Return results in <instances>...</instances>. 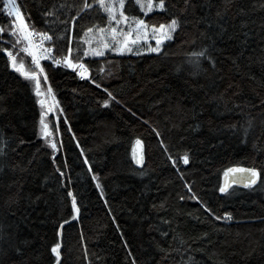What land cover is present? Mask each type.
<instances>
[{
	"label": "trees",
	"instance_id": "obj_1",
	"mask_svg": "<svg viewBox=\"0 0 264 264\" xmlns=\"http://www.w3.org/2000/svg\"><path fill=\"white\" fill-rule=\"evenodd\" d=\"M73 2L56 0L57 6ZM202 2L210 6L198 8L197 15L207 14L209 19L225 7V0ZM240 3L248 7L251 0H235L228 10L227 31L216 40L213 52L215 72L191 75L187 65L176 71L186 51L209 43L200 39L194 46L185 43L193 35L192 25L166 42L161 53L106 55L117 65L111 76L105 58L85 57L91 65L89 75L100 88L91 79L79 81L61 68L46 69L49 79L45 83L41 76V81L52 88L59 110L54 153L38 135L41 110L30 82L9 67L7 56L0 52V107L4 109L0 135L14 149L7 163L19 165L15 171L5 167L0 172V226L8 234L0 241V261L53 264L50 247L60 241L61 264H264V183L232 187L230 194L218 191L227 168L264 169V11L235 15ZM3 4L0 0V9ZM17 4L25 21L36 23L38 29H63V25L38 22L42 0H17ZM62 11L75 14L74 9ZM12 19L0 11V24ZM241 21L246 28H241ZM72 23L79 25L70 33L75 45L77 32L90 21ZM205 27L199 25L201 30ZM208 31L213 34L218 29ZM242 32L249 33L246 45L241 44ZM0 36L15 39L7 32ZM79 43L83 45L82 40ZM65 47L66 39L56 40L54 54ZM241 51L237 69L226 57H237ZM20 55L30 63L25 53ZM105 87L120 103L102 106ZM249 117L254 122L245 137L240 126ZM233 124L236 129L230 127ZM150 125L161 131L164 146ZM137 139L144 147L141 169L132 161ZM184 150H189L190 163L173 167L168 155L175 157ZM93 174L101 189L92 181ZM69 189L77 198L78 214H71ZM193 195L216 215L228 213L231 219H213L198 200L190 198ZM25 240L26 245L21 243ZM13 246L21 247L23 255H16Z\"/></svg>",
	"mask_w": 264,
	"mask_h": 264
},
{
	"label": "snow or ice",
	"instance_id": "obj_2",
	"mask_svg": "<svg viewBox=\"0 0 264 264\" xmlns=\"http://www.w3.org/2000/svg\"><path fill=\"white\" fill-rule=\"evenodd\" d=\"M42 3L43 7L40 9L41 19L38 22H42L46 26L63 25V29L59 31L55 27L38 29L36 23H27L25 21L21 7L17 4V0H4L3 9H0V11H6L7 16L14 17V19L10 20L7 25L0 24V34L7 32L15 39L14 41L7 40L0 36V52L7 56V65L9 67L33 84L35 95L38 98L36 103L42 109L40 112L38 135L41 138H45V143L48 144L54 153L57 149V144L46 139L51 136V133L49 131V124L45 120L47 113L53 111L54 104H49L47 99L40 98L45 96V92L42 91L40 76H43L45 83L49 79L46 69L52 66H62L71 69L81 79H91L92 83H95L96 87L100 88L101 84L89 76L91 65L89 61L84 59L85 57L105 58L104 63L111 66L107 75L111 76L112 69L117 65L115 61L106 58V51L119 56L125 54L140 56L144 53L158 54L161 53L162 48L168 46L166 42H172L175 35H178L179 32L186 31L187 26L192 25L194 29L193 35L185 43L194 46L197 39L202 41L207 40L209 43H202L199 47H192L190 51H186V59L182 64L177 65L176 71H182L184 65H187L191 75H198L200 72L207 71L215 72L217 70V57L213 55V52L217 51L216 40L223 39L227 31L226 24L228 21L225 17L228 10L235 3V0H225V7L222 10L218 9L213 19H209L207 14L202 16L197 15L198 8L203 10L206 6H210L206 5L202 0H74L72 4L60 3L59 6H57L56 0H42ZM130 7H134L136 11H131ZM65 8H68L70 11L74 9L75 14L69 15L64 13L62 10ZM258 10L264 11V0H251V4L248 7L240 3L235 15L246 16L250 12ZM90 13H95V15L91 16ZM62 16L65 18L62 19ZM145 17L148 19H145ZM86 18L89 19L90 24L86 28L79 29L77 32V42L73 45L70 33L73 28H79V25L73 24L72 22L78 20L84 21ZM232 18L234 19L235 16ZM27 19L31 21L32 17L28 16ZM17 24L19 25L18 30L16 27ZM200 24L206 25L204 30L199 29ZM213 27L218 29V31L209 34L208 29ZM246 27L247 23L241 21V28ZM49 32H52L53 35H50ZM241 34L245 37L241 41V44L246 45L249 33L242 32ZM37 36L40 38L39 40L34 39ZM62 39H66L65 49H62L60 53L53 54L55 41ZM81 40L83 41V45H88V47L81 45L79 43ZM149 40H154V45L149 43ZM46 41L48 42L47 46L45 45ZM8 44H11V48L5 46ZM20 53H25L30 57V63H27ZM241 55H243V51L238 53L237 57L226 58H230L232 65L239 69L237 58ZM42 60H50L51 64L42 66ZM205 63L208 66L207 68H205ZM100 70L103 71V69ZM253 78L250 77V79ZM103 90L107 93V98L102 101L103 107H108L110 101L120 103L117 97L107 87ZM46 92L50 95L52 88L49 86ZM233 95H236V93H233ZM2 99L0 98V100ZM220 99H223V97H220ZM262 104H264V101H262ZM2 111L4 109L0 107V112ZM261 111L264 113V109ZM253 122L254 118L249 117L240 126L245 137L253 127ZM144 123L149 124V121L145 120ZM150 127L155 137L164 146L161 131L154 126L150 125ZM230 127L236 129L235 124ZM19 142L23 143L24 141L21 140ZM141 143L142 141L140 139L135 141L136 145H141ZM165 150L167 151L166 147ZM9 151H14L10 146L9 140L3 135H0V172H3L5 167H9L12 171H15L19 167L18 164L7 163L6 158L9 155ZM133 159L137 164H143L144 152L142 151L139 157L134 154ZM168 159L172 161L173 167L178 168L179 162L188 165L191 157L189 150H184L182 154L175 157L169 154ZM85 163H87V160ZM23 170L21 169V171ZM56 171L60 173L61 177H64L65 173L60 168H57ZM89 171H92L91 168H89ZM230 173L238 174L233 177L231 183L243 184L245 188H251L253 185H256L258 180L264 183V169H258L256 166H236L227 168L224 171L225 176H228ZM181 179H183V174H181ZM92 181L96 182L97 189H101V184L98 182L96 174L92 175ZM61 183L64 186L63 181ZM185 187H188V190L191 191L187 183ZM218 191L220 193L230 194L228 193V185H221ZM66 195L71 198V214H78L80 208L73 191L69 189ZM190 198L198 200L204 211L212 216L213 219L221 220L225 217L231 219L228 213H225L223 217L216 215L208 204L199 200L195 195ZM180 199H184V197L181 196ZM63 223L66 224L68 221L64 220ZM62 227L63 224L60 225V228ZM56 234L57 236L61 235L59 230H57ZM7 235L4 228L0 226V241H4ZM162 235L166 236L167 233H162ZM21 243L26 245L28 241L25 240ZM181 243H184L182 239ZM61 247L60 241L54 242L50 247V252L55 257L53 264H61ZM125 247H127L126 244ZM12 251L16 255H23V249L19 246H13ZM0 264H4V262L0 261Z\"/></svg>",
	"mask_w": 264,
	"mask_h": 264
},
{
	"label": "rangeland",
	"instance_id": "obj_3",
	"mask_svg": "<svg viewBox=\"0 0 264 264\" xmlns=\"http://www.w3.org/2000/svg\"><path fill=\"white\" fill-rule=\"evenodd\" d=\"M13 19H14V17H13ZM149 43H151V44H153L154 45V43H155V41L154 40H149ZM84 47H88V45H84ZM109 54H114V53H110V52H107L106 51V55H109ZM154 54H157V53H154ZM90 58H97V57H90ZM42 76V75H41ZM41 76H40V79H41ZM31 84V83H30ZM31 86H32V88H33V90H34V86H33V84H31ZM41 87H42V91H44L45 92V96H43V97H40L41 99H47V101H48V103L49 104H54V108H53V111L52 112H48L47 113V115L45 116V120H46V122H48V124H49V131H50V133H51V136L50 137H48V138H46V139H49V140H51V141H53V142H55L56 144H57V147H58V141L56 140V138H57V134H56V130L55 129H57V127H58V121H57V117L55 116L57 113H58V108H57V105H56V103H55V101H54V96H53V94L51 93L50 95L49 94H47V92H46V89H47V87L42 83V81H41ZM38 99V98H37ZM40 106V105H39ZM40 110H42L41 109V106H40ZM49 114L50 115H52V121H51V119L49 118L50 116H49ZM56 117V118H55ZM54 124V126L55 127H53V126H51V125H53ZM38 133H39V127H38ZM40 137V136H39ZM41 138V137H40ZM42 140H44L45 141V138H41ZM47 144V143H46ZM47 146H48V144H47ZM49 147V146H48Z\"/></svg>",
	"mask_w": 264,
	"mask_h": 264
},
{
	"label": "water",
	"instance_id": "obj_4",
	"mask_svg": "<svg viewBox=\"0 0 264 264\" xmlns=\"http://www.w3.org/2000/svg\"><path fill=\"white\" fill-rule=\"evenodd\" d=\"M134 149H135V153H134ZM142 151L144 152L143 144L141 143V145H136L134 143L133 148H132V161H133V164H134L136 169H141L143 167L144 162H143V164H137L135 162V160L133 159V156L135 154L137 157H139V155L141 154ZM232 167H236V166H232ZM240 167H244V166H240ZM235 175H238V174H231L230 173L228 176H225L223 174L222 178H221V185H228V189H230L232 187H244V185L240 184V183H236V184L231 183V181ZM258 182H259V180L257 181V183ZM223 194L224 193H220V195H223Z\"/></svg>",
	"mask_w": 264,
	"mask_h": 264
},
{
	"label": "built area",
	"instance_id": "obj_5",
	"mask_svg": "<svg viewBox=\"0 0 264 264\" xmlns=\"http://www.w3.org/2000/svg\"><path fill=\"white\" fill-rule=\"evenodd\" d=\"M17 26H18V29H19V25L17 24ZM34 39L35 40H39L40 38L37 36V37H34ZM47 44H48V42L46 41L45 42V45L47 46ZM53 54H54V52H53ZM29 59H30V61H31V58L29 57ZM42 63H48V64H51V61L50 60H42L41 61V64ZM53 68H61V69H63V70H66V71H68V72H70V73H72V74H74L76 77H77V79L79 80V81H89L90 82V79H88V80H85V79H81L78 75H76V73L75 72H73L71 69H67V68H64V67H62V66H52ZM90 76V75H89Z\"/></svg>",
	"mask_w": 264,
	"mask_h": 264
}]
</instances>
